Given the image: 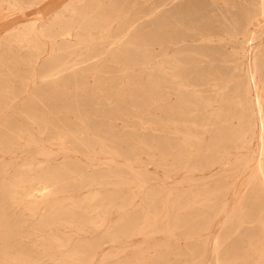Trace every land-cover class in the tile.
<instances>
[{"label": "bare ground", "instance_id": "obj_1", "mask_svg": "<svg viewBox=\"0 0 264 264\" xmlns=\"http://www.w3.org/2000/svg\"><path fill=\"white\" fill-rule=\"evenodd\" d=\"M122 1L126 10L124 17L120 16V12H122L120 9L112 7L114 6L112 5L113 3H110L109 6L102 7L100 0H76L65 8V11L69 13V18H67L65 14L66 16H64L67 19L58 18L52 22L51 26L57 28L53 35L63 41V46L60 47L59 53L50 58L49 64H51V71L47 75L51 77L55 73L57 74L59 70L60 72H64L61 75V79L66 83L72 84V91L69 95H71L70 98L73 100L63 99L67 96L61 93V89L55 87V85H50L53 88V92L46 98L45 102H41V100H44V97L41 98L39 96L36 98L39 99L37 104L52 108V110L49 111L51 113L47 117H41L39 115V108H30L33 106L31 105V103H33L32 100L22 104L21 107H23L24 110L21 111V117L19 119H15L14 117V114L17 113V105L11 106L12 108L8 115L0 119V152H10L17 155H24V153L32 155L35 152L42 153L43 149L41 142L43 140H48L51 143L57 144L62 151H78L88 159H91V154L94 149L93 145H96V147L98 146L101 152L112 155H117V143H127L133 148V151L142 149L144 152H150L153 145L148 143L149 139L146 137L148 132L142 133V136L136 137L128 130L116 138L111 135L112 122L118 119L122 121L128 119L124 116L126 115L125 111L137 112L139 109L149 111L159 109L160 113H164L166 109H171L185 114L191 107H203L206 110L204 113L205 118L199 121L197 116H194L191 122L195 127L200 125L198 126L199 129L203 131L208 140L205 148L207 150L218 151L219 160H210L203 165V167H200V169H198L199 167H195L194 169L197 170V172L204 171L217 162L220 163V167L224 169V171L232 169L231 167L238 164L241 165L238 169L239 173L243 171L249 172L252 168L246 177L243 176L244 178H241V193H232L234 195V205L230 212L231 214L229 213L224 220L227 221L228 224L223 227L224 232L235 233L237 237L238 232L236 230L238 229L239 223H247L248 226H246L248 228L252 227L248 216L253 213L255 208H257V217L264 216V209L259 206V204H263L264 206V202H262L264 201V150L261 153V160L258 158L259 155L256 156L253 151L250 150L245 152V157L240 158L237 154L238 149L249 145L253 137V128L249 112L250 102L245 98L246 94L244 91H241L240 88H236V90H238L237 94L229 95L224 85L225 80L223 83L217 84L215 82L216 79L224 75L219 71L213 70L214 68L208 70V68L203 67L197 73L200 77L198 80L208 81L206 84H208L209 90H211L213 86L218 87L219 90H216L215 93L216 98L197 95L198 93L192 90L194 85L190 84L185 78V75L181 73V70L184 68V63L181 62V58L179 59L177 55H174L168 59H164L161 53L154 54L151 52V46L153 44L166 42L165 48H167L169 47L168 45L178 37L186 36L189 33L191 35H201L205 30L204 23L207 18L206 15L203 14V8L201 6H194V11L192 13H190L189 8H187L189 12L187 16L186 12L182 15L174 9L162 11L160 13L158 11H153L155 9L149 11L151 9L150 7H148V10L146 8H142L143 10L141 8H136L138 3H153L161 0ZM14 5L13 3L12 6ZM249 8V13L246 16V18H248L247 21L245 23L233 25L232 29L230 28L231 30L227 28L228 25L225 23L228 20V16L226 17L219 14L222 19V24L220 25L224 28L223 33L225 36L234 37L232 38L233 40L229 38L231 41H234L235 37L239 34L243 36V39H246V34H248L246 25L253 21H257L258 17L263 18V22L260 26L264 27V0H254V3H252ZM61 14L62 13H60V15ZM147 15L151 16V18L143 20L142 18ZM55 17L57 16H54V18ZM114 21H116V28L112 29ZM234 22L236 24L235 20ZM120 32H122L121 34L123 35H121ZM262 32H264V30H258L257 36L259 37ZM206 33L207 31L204 32L205 35ZM94 34H96V37L99 35V39L95 37L97 40H91ZM104 34L112 40L115 39L117 42V44H115L116 46L112 47V41L109 42L107 46H103L104 42L102 38ZM117 35L119 36L115 37ZM33 37L35 39V36ZM243 39L241 41H243ZM77 49L84 51L83 54L80 53L82 54V60L80 59L82 65L80 67L76 66L75 63L68 65L71 52ZM162 49H164V46ZM182 49L183 47H178V51ZM262 50L264 51L263 48ZM232 56L233 54L231 57ZM89 58L93 59L92 62ZM109 64L112 66L106 70L105 68H107ZM261 66H264V64H261ZM133 68H137L138 72L144 76L143 79L145 83L143 86H137L135 76L138 73L134 72L135 70L132 71ZM242 72H240V74ZM8 74L14 73L6 72V75ZM44 74L45 73L41 74V78L46 76ZM88 76L93 77V83L90 88L85 86V79ZM174 90L180 91L181 94L178 96L179 93H176L178 96L177 99L172 105H168L166 96L170 91ZM143 91H146V94H143ZM213 92L215 91L213 90ZM9 95L10 92H8L7 85L0 80V100L2 101H0V109L6 106V99ZM262 97L263 96H260L257 99V103L259 111L264 114V105L263 102H260ZM77 98H86V100L78 104ZM221 102L224 103V106L229 105L232 106V108L229 109V107L222 106ZM216 103L217 106H215ZM96 104L102 105L105 110L101 111L99 109L96 113L84 112L85 107L91 108V106H96ZM80 106H82V108H80ZM104 116H106L109 121L106 122V119H103ZM70 117H73V122L69 121ZM129 120L132 127L140 125L139 120L136 118ZM177 120L178 119L174 122L176 128L178 127ZM184 125L183 123V126ZM32 126L35 131L30 129ZM260 129L259 137L262 139L261 147L264 148V115L261 116ZM227 153L235 154L236 156L232 161L230 159H223V156ZM45 161V163H35L32 160H28L26 155H24V159L17 165L12 166L9 170H4V168L0 167V264H39L36 262L39 255L56 254V250L52 249L51 245L56 247L58 254L62 255L61 258L58 257L60 261L58 264H94V261L97 260L94 259L92 255L94 246L88 243L82 245L79 240H75L72 245H70L69 249L63 250L64 241L52 231V228L65 224V220L62 218L63 214H61V203L59 202L61 201L62 194L69 187H72L74 191L78 192L82 188L94 187L97 185L99 187H105L109 183H115L117 187L121 188L129 187L132 191L135 189V184L131 186L132 184L129 185L126 179L120 180V177L112 173H106V175L102 177L100 171L95 172L90 177H84L82 172L75 166H66L63 164L52 165L50 159H46ZM238 176L239 174L236 176L231 174V181L234 182L238 179ZM215 180V178L214 180L210 179L206 183L207 186L204 184V188L201 190L202 192L196 191L195 194H192L188 199L175 195L172 199L166 201L162 196L158 195L153 188L142 192L139 198L145 201L147 207L152 211L153 218L150 219L147 217L144 219L143 223L138 224V227H141L138 229V233L143 234L145 230L150 233H155L159 230L160 222L163 225L164 234L171 230L174 225L173 221L187 224V228L176 233L179 235L190 233L192 231L191 229L195 226L198 227V229H201L204 225L210 227L211 223L207 221V225L206 223L202 225V220L204 223V215L207 209L218 205L217 208L220 213L227 212L226 196L231 190V186L215 183ZM164 186L162 185V187ZM100 190L102 191V189ZM161 191L162 190H160V192ZM202 196L204 199L201 198ZM36 198L39 201H37ZM67 199L68 202L69 198ZM248 199L249 201H247ZM106 200L109 199L101 196L97 191H91L74 202V206L76 207L81 204H92L90 206H93L95 211H98L97 213L102 220L98 227H103L104 230L97 244H99V242L101 244L103 242L115 241L116 238L111 236V228L109 229L108 226L105 225L104 216L106 215V203H108H105ZM130 200L131 199L122 200V203L130 202ZM218 201L220 204H218ZM67 202L65 201V203ZM247 203H250V207L245 209L244 207ZM38 204L45 206L42 207L43 211L39 214L36 212L39 209ZM157 204H160L163 209L167 207L162 219L160 218V213L156 212L158 207ZM195 204L197 205V213L190 218L183 212L178 211ZM19 205L26 206L30 210L34 207L33 212L29 211L34 216H37L31 228L20 225V223L13 221L9 216L8 208ZM56 206H58V208H56ZM170 208L171 211L169 212ZM172 209L175 211V217H173L174 214L172 216ZM69 215L74 216L72 211ZM92 225L93 224H91V226ZM123 225L124 221L121 219L118 225L113 228L118 230ZM259 226L264 228V223L258 221L256 227L258 228ZM95 227L96 226H93L92 229H96ZM48 228L50 229L47 230ZM77 229L78 231H82V225L78 226ZM36 236H41V239L38 241L33 240L32 242L33 251H37L36 253L32 254L29 252V249H24L20 246L19 241L21 239H32L33 237L36 238ZM241 243L247 245L237 250H233L232 248L233 251H230L229 257L230 264H249L252 259L259 263H264L263 246L255 248L256 246L249 243L248 239L241 240ZM163 249H166V247ZM107 254L108 252L106 254L102 253L100 257L106 258Z\"/></svg>", "mask_w": 264, "mask_h": 264}, {"label": "rangeland", "instance_id": "obj_2", "mask_svg": "<svg viewBox=\"0 0 264 264\" xmlns=\"http://www.w3.org/2000/svg\"><path fill=\"white\" fill-rule=\"evenodd\" d=\"M5 1L6 0H0V80L7 85L10 95L6 99V106L0 109V119L8 115L10 109L12 108L11 106L13 105H17V113L14 114V117L15 119H19L21 117V111L24 110L23 107H21L22 104L30 102V100L35 103H31L33 106L30 108H39V115L41 117H47L51 113L49 111L52 110V108L37 104L39 99L36 98L39 96L41 98L44 97V100H41V102H45L46 98L53 92V88L50 85H55V87H59L61 89V93H63L64 96H67L63 99L73 100L70 98L71 95H69L72 91V84L66 83L61 79V75L64 72H60L59 70V73L57 72V74L55 73L51 77L47 74L51 71V64H49L50 58L59 53L60 47L63 46V41L53 35L57 28L52 27L51 24L58 18H69V13L65 11V8L76 0ZM13 3L15 4L14 6H12ZM100 3L102 7L109 6L110 3H113L112 5L114 6L112 7L122 11L120 12V16H125L126 10L122 0H100ZM252 3H254V0H161L153 3H138L136 8H146L148 10V7H150L151 9L149 11L155 9L153 11H158L160 13L162 11L174 9L182 15L186 12L187 16L189 12L192 13L194 11V6H201L203 8L202 12L207 17L204 23V32L207 31L206 35L204 32L201 35H191L189 33L186 36L174 39L173 42L168 45L170 48H165V45L167 44L166 42L153 44L151 46V52L154 54L161 53L164 59H168L174 55H177L179 59L181 58V62L184 63V68L181 70V73L185 75V78L190 84L194 85L192 90L195 91V93H198L197 95L199 96H211L214 98L216 90H219L216 85V87L213 86L211 87V90H209L210 88L208 84H206V82L208 83L207 80H198L200 77L197 72L203 67L208 68V70L214 68L213 70L219 71L225 76V78L224 76H220V78L216 79L215 82L219 84L223 83L225 80L224 85L226 86L229 95L237 94L238 90H236V88H240L241 91H244L246 94L245 98L250 102L249 112L253 128V137L251 138L249 145L238 149L237 154L240 158L245 157V152L250 150L253 151L256 156L259 155L258 158L261 160V153L264 148L261 147L262 139L259 137V133L261 130V116L264 114L259 111L257 99L260 96H263L260 102H263L264 105V66H261V64H264V51L262 50V48L264 49V32H262L259 37L257 36V33L258 30H264V27L260 26L263 22V18L258 17L257 21H253L246 25L248 30L246 39H243V36L239 34L235 37L234 41H231L234 37L225 36L223 33L224 28L220 25L222 24L220 15H224L226 17L228 16V20L225 23L229 26H227L229 30L232 29L233 25L245 23L248 19L246 16L249 13V6H251ZM187 8H189V12ZM60 13L62 14L60 15ZM233 15L235 16V19ZM54 16L57 17L54 18ZM149 18H151V16L147 15L142 19L146 20ZM234 20L236 21V24ZM115 28L116 21L112 24V29ZM121 33L122 32H120V34ZM32 35L35 36V39ZM94 35L91 40L95 41L99 39V35H97L98 37H96V34ZM103 36V46H107L111 41L112 47L116 46L115 44H117V42L115 39L112 40L107 37L106 34ZM118 36L119 35L115 37ZM242 39L243 41H241ZM163 46L164 49H162ZM178 47H183V49L178 51ZM83 52L84 51L79 49L72 51L68 59V65L75 63L76 66L80 67L82 65L81 60ZM232 54L233 56L231 57ZM89 60L92 62L93 59L89 58ZM111 66L112 65L109 64L105 69L107 70ZM132 71L138 73L135 76L137 86H143L145 83L143 79L144 76L138 72L137 68H133ZM6 72H12L14 74L6 75ZM240 72L242 73L240 74ZM43 73H45L44 75L46 76L41 78V74ZM255 73L259 75H256ZM92 83L93 77H86L85 86L90 88ZM213 90L215 92H213ZM176 93H179L178 96L181 94L180 91L174 90L170 91L166 96L168 105H172L177 99L178 96ZM143 94H146V91H143ZM85 100L86 98H77L78 104L85 102ZM221 104L224 106V103L221 102ZM215 106H217V103ZM224 107H229V109L232 108V106L229 105ZM80 108H82V106H80ZM99 109L101 111L105 110L102 105L100 106L99 104H96V106H91V108L85 107L84 112L96 113ZM205 112L206 110L200 106L189 108L185 114H181L180 112L175 110L173 111L171 109H166L164 113H160L159 109L152 111L139 109L137 112L125 111L126 115L124 116L128 119H125L124 121L118 119L112 122L111 135L116 138L128 130L136 137L142 136V133L148 132L146 135L147 139H149L148 143L153 145L150 152H144L142 149L139 151H133V148L129 144L117 143V155H112L101 152L98 146L96 147V145H93L94 149L91 154V159H88L78 151H62L57 144L51 143L48 140H43L41 142L43 149L42 153L35 152L32 155L24 153L28 160H32L35 163H45L46 159H50L52 165L63 164L66 166H75L82 172L84 177H90L95 172L100 171L102 177H104L106 173H112L115 174V176L120 177V180L126 179V182H129V185L132 184L131 186L135 184L134 190L136 192L134 190L131 191L129 187H117L115 183H109L105 187H99L98 185L94 187H86L82 188L78 192L74 191L72 187H69L62 194L61 201H59L61 203V214H63L62 218L65 220V224L52 228V231L55 232L56 236L64 241L62 249H69L70 245H72L75 240H79L82 245L87 243L91 244L94 246L92 249V255L94 256V259H97L94 261V264H230L229 257L232 248L233 250H237L247 245L241 243V240L243 239H248L249 243L256 246L255 248L263 246L264 249V228H261L260 226L258 228L256 227L258 221L264 223V216H256L257 208H255L253 213L248 216L252 227L248 228L247 223H239L238 229L236 230L238 232L237 237L235 233H226L223 230V227L228 225L227 221L224 220L227 218V215H229L234 205V195L232 193L240 192L241 178L246 177L252 168L249 172L243 171L242 173H239L238 169L241 165L238 164L231 167L232 169H229V172V170L224 171V169L220 167V163L217 162L204 171L197 172V170L194 169L195 167H199L198 169H200V167H203V165L208 163L210 160H219L218 151L207 150L205 148L208 140L203 131L199 129L198 126L200 125L195 127L191 122V119L194 116H197L199 121L204 119ZM133 118L139 120L140 125L132 127L129 119ZM103 119H106V122L109 121L106 116H104ZM176 119H178L177 128L174 124ZM69 121L73 122V117H70ZM183 123L185 124L184 126ZM30 129L35 131L33 126ZM235 154L227 153L223 156V159H230L232 161L237 155ZM24 155H17L10 152H0V167L4 168V170H9L12 166L21 162V160L24 159ZM231 174L235 176L239 174L238 179L234 182L231 181ZM214 178L216 179L215 183L231 186V190L226 196L227 212L220 213L217 208L218 205L207 209V212L204 215V223L202 220V225L207 221L208 223H211L210 227L204 225V227L198 229V227L195 226L191 229V232L189 230L190 233L179 235L176 233L187 228V224L173 221L174 225L171 230L164 234L163 225L160 222L159 230L157 232L150 233L145 230L143 234L138 233V229L141 228L138 227V224L143 223L144 219L147 217L150 219L153 218L152 211H150L147 207L145 201L139 198V195L142 192L153 188L156 190L158 195L162 196L166 201L172 199L175 195L186 197V199H188L192 194H195L196 191L203 190L204 184H206L210 179L214 180ZM162 185L165 186L162 187ZM100 189H102V191ZM160 190L163 192L161 191V193ZM91 191H97L98 194L109 199L105 201V203H108H106V215L104 216V221L105 225H107L109 229L111 228V236L116 237L115 241L103 242L101 244L99 242V244H97V241L100 240L104 230L103 227H98L99 223L102 221L97 213L98 211H95V208L90 206L92 204H81L78 207L74 206L75 201H78ZM137 191L140 192L138 193ZM67 198H69L68 202ZM201 198L204 199L203 196ZM125 199L131 200L130 202L122 203V200ZM249 199L247 201H249ZM36 200L39 201L37 198ZM65 201L67 203H65ZM218 204H220L219 201ZM157 206L156 212L160 213V218L162 219L165 215L167 207L163 209L160 204H157ZM259 206L264 209L263 204H259ZM42 207L45 206L40 204L39 209L36 211L37 214L43 211ZM249 207L250 203H247L244 208L247 209ZM56 208H58V206H56ZM33 210L34 207L30 210L28 207L22 205L11 206L8 208V212L10 214L9 216L13 221L29 228L32 227V224L35 222L37 217L29 212H33ZM71 211L74 216L69 215ZM170 211L171 208L169 212ZM178 211L183 212L190 218L197 213V205H190L189 207L182 208ZM111 212L114 213L112 214ZM174 212V209H172V216L174 214L173 217H175ZM121 219H123L124 225L118 230H115L113 227L118 225V222ZM208 223H206V225ZM91 224L93 225L91 226ZM80 225H82V231H78L77 229ZM93 226H96V229H92ZM49 229L50 228L47 230ZM39 239H41V236H36V238L33 237L32 239L25 238L21 239L19 244L24 249H29V252L34 254L37 251H33L32 242L33 240L38 241ZM164 246L166 249H163L165 248ZM51 247L56 250V254L39 255V258L36 260L37 263L58 264L60 262L59 258H61L62 255L57 253L58 251L56 247H53V245H51ZM197 249H200L199 252ZM107 252V257L104 256L106 258L100 257L102 253L106 254ZM253 263L264 264L252 259L249 264Z\"/></svg>", "mask_w": 264, "mask_h": 264}]
</instances>
